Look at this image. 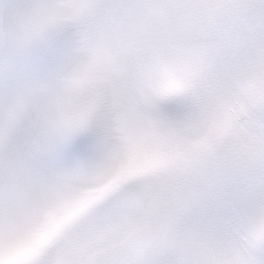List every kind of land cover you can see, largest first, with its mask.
<instances>
[{
	"label": "snow or ice",
	"instance_id": "snow-or-ice-1",
	"mask_svg": "<svg viewBox=\"0 0 264 264\" xmlns=\"http://www.w3.org/2000/svg\"><path fill=\"white\" fill-rule=\"evenodd\" d=\"M0 264H264V0H0Z\"/></svg>",
	"mask_w": 264,
	"mask_h": 264
}]
</instances>
